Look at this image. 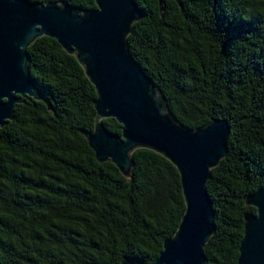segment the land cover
Segmentation results:
<instances>
[{
	"label": "trees",
	"instance_id": "16d2710c",
	"mask_svg": "<svg viewBox=\"0 0 264 264\" xmlns=\"http://www.w3.org/2000/svg\"><path fill=\"white\" fill-rule=\"evenodd\" d=\"M67 2L95 9L96 0ZM143 17L130 51L190 128L228 120V152L208 191L216 231L206 264H236L247 196L264 186V0H136ZM42 98L26 96L0 126L1 264H152L178 229L186 203L178 168L137 148L129 175L98 161L95 86L76 55L50 36L29 47ZM114 133L122 124L103 119Z\"/></svg>",
	"mask_w": 264,
	"mask_h": 264
},
{
	"label": "water",
	"instance_id": "95a60500",
	"mask_svg": "<svg viewBox=\"0 0 264 264\" xmlns=\"http://www.w3.org/2000/svg\"><path fill=\"white\" fill-rule=\"evenodd\" d=\"M182 3V0H176ZM166 0H159L163 8ZM95 9L67 2L0 0V126L14 118L26 96L42 98L29 68L28 47L41 36L55 38L76 55L96 88L95 128L85 131L98 161H112L129 175L132 152L148 148L179 170L186 209L175 234L152 264H206L205 247L216 231V209L208 191L212 168L228 152L230 125L215 118L190 128L178 121L165 95L130 51L128 35L144 15L136 0H96ZM122 124L112 132L104 118ZM244 236L236 264H264V186L250 193ZM1 264V263H0ZM122 264H134L125 256Z\"/></svg>",
	"mask_w": 264,
	"mask_h": 264
}]
</instances>
